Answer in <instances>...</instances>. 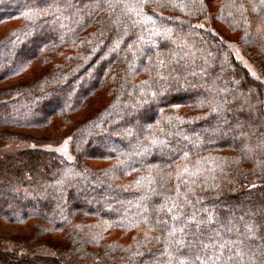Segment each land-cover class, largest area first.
<instances>
[{
    "label": "trees",
    "instance_id": "16d2710c",
    "mask_svg": "<svg viewBox=\"0 0 264 264\" xmlns=\"http://www.w3.org/2000/svg\"><path fill=\"white\" fill-rule=\"evenodd\" d=\"M0 9V83L15 81L0 86V140L48 126L71 154L0 156V222L30 231L21 250L0 240V264H264V85L227 45L264 75V0ZM54 234V253L37 251Z\"/></svg>",
    "mask_w": 264,
    "mask_h": 264
},
{
    "label": "rangeland",
    "instance_id": "374dc122",
    "mask_svg": "<svg viewBox=\"0 0 264 264\" xmlns=\"http://www.w3.org/2000/svg\"><path fill=\"white\" fill-rule=\"evenodd\" d=\"M0 12H3V9H0ZM207 19V18H206ZM202 23V22H200ZM219 28V26H217ZM29 46L31 43L28 44ZM227 45L232 51L235 59L240 62L243 66H245L249 72L258 78L262 84L264 85V75L261 74L254 66L253 64L248 60V58L242 53L240 46L236 44L233 40H228ZM3 52H0V57L3 56ZM15 81H6L3 83H0L1 87H9L14 83ZM61 100V97L55 99L53 102H51L48 106L51 108L52 105L57 104ZM263 101H264V92H263ZM40 116L39 113H35L33 117L36 119ZM13 131H17L21 136L13 140H0V156L5 154H10L16 150H19L21 148L25 147H42L46 149H53L57 151L58 153L64 155L65 157L69 158L71 157V154L69 152V146H68V139L65 137L62 141L59 143L53 144L48 141H46L48 138L52 137L54 135L53 130L48 126H30V127H19V128H13ZM103 150L106 152H113V146L110 144H106L105 146H102ZM92 165H99L101 162L97 161H89ZM6 191V190H5ZM5 191L0 193V198H4L7 195L5 194ZM13 193V190H11ZM26 195V193L24 192ZM81 194V193H80ZM80 194H74L73 198L75 201L82 200L83 196ZM27 197L22 198V204H25V206L28 205ZM3 206L0 204V209ZM9 212V211H8ZM30 231L27 228V226L18 224V223H12V222H0V240L2 241V246L4 249H19L20 242L25 239L27 236H29ZM41 235V234H40ZM47 239V238H46ZM48 242L46 244H40L37 248V251L43 252V253H54V249L52 246L55 245V243L59 240L58 234H54L51 236V238L47 239ZM41 242V240H40ZM55 242V243H54ZM45 243V242H44ZM19 247V248H18ZM59 264H95L94 262H87V261H76V260H61ZM120 264V263H118Z\"/></svg>",
    "mask_w": 264,
    "mask_h": 264
},
{
    "label": "snow or ice",
    "instance_id": "6c2138e0",
    "mask_svg": "<svg viewBox=\"0 0 264 264\" xmlns=\"http://www.w3.org/2000/svg\"><path fill=\"white\" fill-rule=\"evenodd\" d=\"M171 211H172V209L170 208L169 209V212H171ZM179 218H180L179 215L172 217V219L174 221L178 220ZM241 219H243V218H241ZM188 220L191 221V222H195L197 225L200 223L199 221L196 220L195 216L189 217ZM251 229H252V226L251 225H246L245 226V230L247 232H249V234H252ZM178 232L181 234V238H179V239L176 240V244H178L179 246L183 247L184 246V240H183L184 230H183V228L173 227V228L170 229L169 234L171 236H175ZM196 242H197L196 239H194L192 242H190L189 248L190 249L191 248H194L196 246ZM203 247L204 248H207L208 245H203ZM192 264H206V261H202L201 260V256L197 255V256H195L193 258Z\"/></svg>",
    "mask_w": 264,
    "mask_h": 264
}]
</instances>
